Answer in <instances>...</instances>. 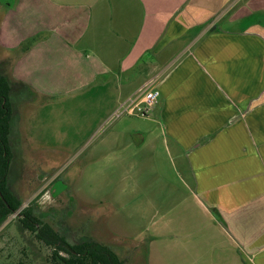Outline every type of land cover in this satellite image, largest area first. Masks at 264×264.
Listing matches in <instances>:
<instances>
[{"label": "crops", "instance_id": "1", "mask_svg": "<svg viewBox=\"0 0 264 264\" xmlns=\"http://www.w3.org/2000/svg\"><path fill=\"white\" fill-rule=\"evenodd\" d=\"M0 13L14 54L2 68L39 96L159 90L141 117L160 133L133 121L98 142L121 155L86 206L108 231L93 238L124 240L129 264H264V0H11ZM157 143L176 183H154Z\"/></svg>", "mask_w": 264, "mask_h": 264}, {"label": "rangeland", "instance_id": "2", "mask_svg": "<svg viewBox=\"0 0 264 264\" xmlns=\"http://www.w3.org/2000/svg\"><path fill=\"white\" fill-rule=\"evenodd\" d=\"M10 2L0 0L1 5ZM2 17L0 13V23ZM239 26V23L224 25L227 28ZM11 56L14 54L0 48V59L4 57L8 61ZM4 65L0 61V66ZM153 80L144 82L141 88ZM16 89L19 98L12 105V161L8 187L18 196L21 205L0 223V264H55L51 259L52 248L21 227L19 213L30 206L43 221L59 230L68 243L81 239L100 242L91 235L101 230L108 236L106 224L101 217L95 222L91 220L87 207L97 210L90 202L106 195L113 184L110 174L101 175L99 171L111 168L120 157L111 144L98 147V142L104 136L112 137L133 129V121L138 124L136 128L154 129L155 133L161 130L156 123L148 121V117H155V108L150 107L147 115L129 117L120 113V102L111 94H104L99 86L81 94L52 98ZM157 145L154 157L160 167L161 180L154 183L162 186L170 180L176 183L169 160L159 149L160 143ZM93 148L96 149L92 151ZM133 180L131 173L127 176V185ZM113 242L119 246L109 247L118 253L123 264H129L133 259L129 245L121 239ZM141 258L139 255L140 264Z\"/></svg>", "mask_w": 264, "mask_h": 264}, {"label": "trees", "instance_id": "3", "mask_svg": "<svg viewBox=\"0 0 264 264\" xmlns=\"http://www.w3.org/2000/svg\"><path fill=\"white\" fill-rule=\"evenodd\" d=\"M16 87L33 91L27 84L14 81L0 66V223L17 211L21 201L8 187L12 161L11 131L13 125V102L18 97ZM18 219L21 227L29 230L45 245L52 248L51 259L55 264H123L118 254L109 246L92 239L68 243L61 232L45 222L29 206ZM60 252H64L61 255ZM58 260V262H57Z\"/></svg>", "mask_w": 264, "mask_h": 264}, {"label": "built area", "instance_id": "4", "mask_svg": "<svg viewBox=\"0 0 264 264\" xmlns=\"http://www.w3.org/2000/svg\"><path fill=\"white\" fill-rule=\"evenodd\" d=\"M159 94L158 89L146 85L144 88L140 89L136 98L128 99L120 105V113L146 115L148 109L158 99Z\"/></svg>", "mask_w": 264, "mask_h": 264}]
</instances>
